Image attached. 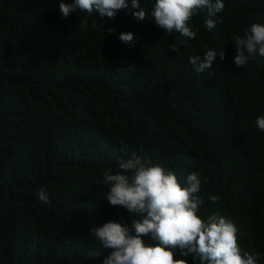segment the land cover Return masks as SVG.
Wrapping results in <instances>:
<instances>
[{
  "label": "trees",
  "instance_id": "1",
  "mask_svg": "<svg viewBox=\"0 0 264 264\" xmlns=\"http://www.w3.org/2000/svg\"><path fill=\"white\" fill-rule=\"evenodd\" d=\"M60 3L0 0V264H102L111 249L89 230L129 221L107 202L101 173L132 151L181 180L206 177L205 215L219 209L242 250L264 253V132L255 126L264 57L237 67L232 44L264 22V0H225L211 31L198 12L195 39L138 22L131 8L114 19L79 8L65 18ZM123 32L134 34L131 45ZM208 48L225 58L197 73L189 57ZM42 188L48 206L37 200Z\"/></svg>",
  "mask_w": 264,
  "mask_h": 264
},
{
  "label": "clouds",
  "instance_id": "2",
  "mask_svg": "<svg viewBox=\"0 0 264 264\" xmlns=\"http://www.w3.org/2000/svg\"><path fill=\"white\" fill-rule=\"evenodd\" d=\"M143 3L61 0L59 8L65 18L79 8L88 13L98 12L101 19H114L120 10L131 8L138 22L151 18L168 35L176 33L188 39L197 37L190 23L194 15L206 11L204 26L211 31L221 22L214 18L225 9V0H150L147 10ZM118 39L131 45L134 34L123 32ZM184 42L180 40L171 48L175 50ZM232 44L233 63L237 67H245L257 56L264 57V22L252 23L242 35L235 34ZM217 56L223 60L225 53L208 48L202 56H190L189 63L197 73H209ZM255 126L264 132V113L256 117ZM101 175L107 202L126 210L129 221L108 220L89 230L99 245L111 249L102 264H258L264 259V253L241 249L238 227L219 209L205 215L206 194L201 193L206 177L198 171L188 172L181 180L172 168L132 151L127 157H118L114 166ZM36 197L44 206L51 203L46 189H40ZM206 199L217 204L220 198L207 195ZM90 255L97 256L99 252L93 249Z\"/></svg>",
  "mask_w": 264,
  "mask_h": 264
}]
</instances>
